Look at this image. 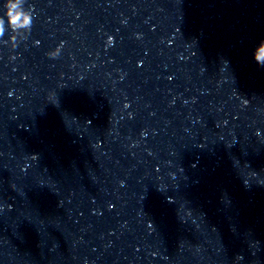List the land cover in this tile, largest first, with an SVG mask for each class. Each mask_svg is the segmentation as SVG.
Instances as JSON below:
<instances>
[{"label":"water","instance_id":"95a60500","mask_svg":"<svg viewBox=\"0 0 264 264\" xmlns=\"http://www.w3.org/2000/svg\"><path fill=\"white\" fill-rule=\"evenodd\" d=\"M24 8L0 35V168L185 264H264V0Z\"/></svg>","mask_w":264,"mask_h":264},{"label":"clouds","instance_id":"9594fccd","mask_svg":"<svg viewBox=\"0 0 264 264\" xmlns=\"http://www.w3.org/2000/svg\"><path fill=\"white\" fill-rule=\"evenodd\" d=\"M25 0H5L3 5L5 11L0 17V35L3 34L5 24L10 30L15 31L22 27H31L33 18L24 8ZM254 60L257 64L264 66V41L254 50ZM57 58V57H53Z\"/></svg>","mask_w":264,"mask_h":264}]
</instances>
